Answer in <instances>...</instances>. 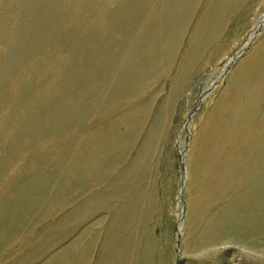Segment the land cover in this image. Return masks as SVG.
Wrapping results in <instances>:
<instances>
[{
    "label": "rangeland",
    "instance_id": "1",
    "mask_svg": "<svg viewBox=\"0 0 264 264\" xmlns=\"http://www.w3.org/2000/svg\"><path fill=\"white\" fill-rule=\"evenodd\" d=\"M263 68L264 0H0V264H264Z\"/></svg>",
    "mask_w": 264,
    "mask_h": 264
},
{
    "label": "bare ground",
    "instance_id": "2",
    "mask_svg": "<svg viewBox=\"0 0 264 264\" xmlns=\"http://www.w3.org/2000/svg\"><path fill=\"white\" fill-rule=\"evenodd\" d=\"M238 56V54H236L229 62H228V66H232V64H233V62H234V59L236 58ZM259 63V62H258ZM260 65V64H259ZM256 67H258V65H255ZM254 66V67H255ZM264 69V68H263ZM260 71V70H259ZM254 72V71H253ZM252 75H253V73H252ZM254 75H255V73H254Z\"/></svg>",
    "mask_w": 264,
    "mask_h": 264
}]
</instances>
